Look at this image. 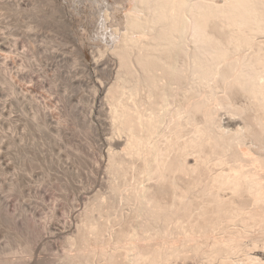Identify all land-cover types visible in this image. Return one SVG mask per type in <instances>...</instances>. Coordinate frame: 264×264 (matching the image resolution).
I'll return each instance as SVG.
<instances>
[{"label":"bare ground","instance_id":"obj_1","mask_svg":"<svg viewBox=\"0 0 264 264\" xmlns=\"http://www.w3.org/2000/svg\"><path fill=\"white\" fill-rule=\"evenodd\" d=\"M92 1L114 21L119 62L91 96L106 118V178L58 263L264 264V0ZM32 244L0 264H27Z\"/></svg>","mask_w":264,"mask_h":264},{"label":"rangeland","instance_id":"obj_2","mask_svg":"<svg viewBox=\"0 0 264 264\" xmlns=\"http://www.w3.org/2000/svg\"><path fill=\"white\" fill-rule=\"evenodd\" d=\"M30 1L0 0V47L8 48L0 50V69L5 68V75L14 80L11 83L18 91L13 95L9 85L1 84L4 74L0 72V257L22 254L31 241L35 244L31 245L32 256L26 255L27 264H59L66 239L77 230L85 202L104 189L106 174L101 166L107 164L106 118L99 101L91 96L97 98L95 86L104 87L112 81L119 62L109 49L114 21L101 18L99 4L53 0L57 8H52L47 5L50 0ZM105 49L108 53L96 58ZM4 62H11V66L2 67ZM39 104L55 114L49 125H43L42 114L38 121L34 118L35 113L40 114ZM22 244L24 251H20ZM12 250L14 254L8 255Z\"/></svg>","mask_w":264,"mask_h":264}]
</instances>
